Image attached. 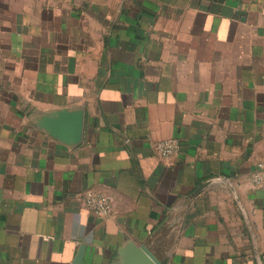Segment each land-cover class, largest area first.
Instances as JSON below:
<instances>
[{"label":"crops","instance_id":"0c3cea01","mask_svg":"<svg viewBox=\"0 0 264 264\" xmlns=\"http://www.w3.org/2000/svg\"><path fill=\"white\" fill-rule=\"evenodd\" d=\"M258 162L264 0H0V264H264Z\"/></svg>","mask_w":264,"mask_h":264},{"label":"built area","instance_id":"2783aa9c","mask_svg":"<svg viewBox=\"0 0 264 264\" xmlns=\"http://www.w3.org/2000/svg\"><path fill=\"white\" fill-rule=\"evenodd\" d=\"M158 155L163 159L173 157L178 150L176 139H164L155 144ZM253 182L256 186L264 189V164L257 163V171L253 176ZM84 203L88 210L98 217H107L111 212V197L104 193L88 191L84 195Z\"/></svg>","mask_w":264,"mask_h":264},{"label":"water","instance_id":"95a60500","mask_svg":"<svg viewBox=\"0 0 264 264\" xmlns=\"http://www.w3.org/2000/svg\"><path fill=\"white\" fill-rule=\"evenodd\" d=\"M121 264H159L155 257L144 247L130 245L122 253Z\"/></svg>","mask_w":264,"mask_h":264}]
</instances>
